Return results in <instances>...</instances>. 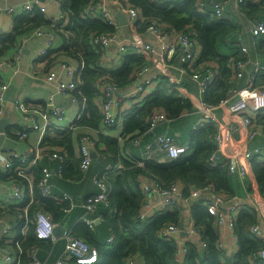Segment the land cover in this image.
<instances>
[{
	"label": "trees",
	"instance_id": "1",
	"mask_svg": "<svg viewBox=\"0 0 264 264\" xmlns=\"http://www.w3.org/2000/svg\"><path fill=\"white\" fill-rule=\"evenodd\" d=\"M125 1L139 6L146 16L159 18L167 29L185 31L198 41L202 47V53L197 59V65L206 66L210 61H216L219 65V73L206 90L205 99L217 103L227 95L232 82L231 65L246 60V54L242 52L237 43L240 30L236 23L228 18L219 19L202 13L198 5L200 0H169L164 3L153 0ZM88 2L89 0H62L61 7L68 16L69 23L57 24L54 27L58 29V34L63 39V52L77 59L80 66L78 70L80 82L72 91L80 106L77 118L70 128L53 133L51 131L54 129H50L41 143L42 146L64 149L62 151L65 153L66 160L60 162V165L62 176L66 179L78 177L82 171L81 158L75 156V137L80 140L84 134L75 135L76 128L83 126L101 130L104 126L103 115L95 103V98L99 94L98 83L108 79L116 83L118 87H124L132 80L134 72L149 64L144 54L130 50L126 60L117 68H101L97 65L99 53L93 49L90 36L95 31L113 32L115 27L100 19L82 17L81 11ZM241 11L252 19L264 20V0L259 3H250L246 0L242 3ZM14 23L11 32L0 36V59L8 51L19 47L20 37L42 26L51 27L52 20L48 19L39 9H34L32 12L16 15ZM139 30L143 31L144 27ZM257 50L264 53V34L257 42ZM255 77V86H264V72L261 70ZM156 109L164 110L171 120H175L183 116L185 112L195 110V107L190 98L168 87L167 78L162 79L147 97L145 103L134 107L125 116L128 118L124 124V132L119 139L102 132L99 133V139L95 145L98 146L100 142L104 143L106 151L112 155L113 165L119 162L122 164L119 173L114 171L106 178L110 186L106 204H98L105 205L101 216L109 228V233L105 242H102L92 226L86 223L76 226L73 230L74 235L84 238L96 249L97 259L94 262L79 263L75 258H70L69 264H127L137 254L144 257L146 264H264V259L252 258L258 250L264 247V241L251 231L253 226L258 225L260 219V213L253 206L246 203L235 217L234 231L240 248L230 257L218 248L220 233L216 228L217 215L209 210L203 198L197 201L190 198L192 187L203 188L207 185L212 186L213 192L225 195L228 199H232L235 195L233 174L229 173L227 165L219 167L208 165V159L216 149L214 143V135L217 133L216 126L204 125L193 130L189 138L188 152L184 156L170 159L165 163L142 158L131 161L123 155L122 151L125 150L126 145L147 131L148 117ZM255 123L264 127V109L260 110L256 116ZM140 162L143 163L140 164ZM12 163L10 175L0 174V178H12L28 187V181L19 176L15 170L19 161L13 159ZM251 166L258 183L259 193L264 195V154L254 156ZM28 174L31 177L34 200L28 207L30 224L27 227V233L25 236L19 235L15 238L19 240V248L15 241L2 242L6 248L15 250L19 264L31 263L32 249L36 248L38 255V248H47L52 245L51 240L40 239L37 236L35 225L32 222L35 212L37 210L47 212L55 222L69 206L67 202L59 198L45 197L40 193L38 183L43 176L41 162L34 165ZM139 177L153 179L162 188H169L177 182L184 185L182 198L188 199V203H191L194 225L200 229L201 239L206 242L205 246L201 247L198 243L188 244V252L184 260L177 258L176 245L162 238L160 230L168 224H178L183 227L180 219L184 204L179 201L180 204L176 207L159 210L148 218H140L145 194L140 187ZM249 190H252V186H249ZM29 199L28 193L21 202L9 206L21 215L20 220L25 218V207ZM84 209L86 216L93 219L90 214L93 212L88 213L85 207ZM111 236L113 240L108 243L107 240Z\"/></svg>",
	"mask_w": 264,
	"mask_h": 264
},
{
	"label": "built area",
	"instance_id": "2",
	"mask_svg": "<svg viewBox=\"0 0 264 264\" xmlns=\"http://www.w3.org/2000/svg\"><path fill=\"white\" fill-rule=\"evenodd\" d=\"M58 3L61 6L62 0H49ZM160 3L167 2L169 0H153ZM246 0H237L236 6L241 9L242 3ZM258 1V0H252ZM200 11L204 14L215 15L218 18L225 16V3L221 0H200L198 2ZM46 5L42 0H26L22 2L18 7L9 6L6 8V12L10 15H17L26 12H32L34 9H39L41 12H46ZM115 10H119L127 15L130 23H127L129 28L134 30L132 38L122 37V28L119 26L118 20L114 15ZM1 13V9H0ZM84 18L100 19L107 24L115 27L113 32L95 31L90 36V43L95 51L99 53V60L97 65L101 68H117L123 64L128 55L129 48H133L136 53L144 54L147 58H152L160 64L169 65L176 56H179V60L182 62L180 67V76L173 73L167 74V84L171 89H176L182 92V77H188L193 82L198 84L199 90L202 94L206 92L208 87L214 82L217 74V66L207 63L206 66L197 65V59L199 57L198 42L185 31H175L167 29L162 24L159 18L155 16H146L143 14L142 9L139 6H134L127 3L125 0H89L88 4L81 11ZM52 25L49 31L48 45L40 51L41 57H46L49 54V49L53 47L54 42L58 38V29L54 28L55 25H60L65 21H68L66 13H61L55 18H52ZM144 27V31L148 33L156 42L160 45V50L154 47L150 42L143 40L137 33H140L139 28ZM62 30V28H60ZM252 33L254 36H260L264 34V20H256L253 22ZM35 35L44 36L46 33L37 28ZM137 34V35H135ZM238 44L244 53H248V48L242 42V37H239ZM245 61H238L232 65L235 76H240V70L245 64ZM8 65L6 59H0V70L4 69ZM18 68L15 69L17 72ZM258 70V69H257ZM151 66L145 65L135 72L136 87L129 92H121L116 83L111 80L105 79L98 83L99 90L101 92V100L98 102L100 112L103 115L104 127L111 128L117 125L119 117L126 112H130L134 107L143 105L153 91L154 78L151 73ZM79 73L76 68L68 61H62L58 66L50 70L44 75L45 80L52 84L56 93L61 96L70 99L71 102L76 103L77 98L72 94V91L79 85ZM149 75V76H147ZM158 81V80H157ZM254 77L250 87L241 90L231 89L227 95L221 98L217 103L209 102L202 99L199 104L195 105V110L199 111L200 118L196 127L204 125H211L217 127V133L214 135V143L216 145L215 151L208 159V165L210 167H219L227 165L230 174H240L245 177L250 171L251 160L256 155L264 154V146H256L252 149H246L241 152L231 149L229 147L230 132H241L243 127L247 128L248 139H254L257 136L264 137V127L258 123H255L256 116L260 110L264 109V91L258 90L253 86ZM9 88V83L0 80V118L5 114L6 99L5 95ZM180 92V93H181ZM236 96V97H235ZM233 97H235L233 99ZM46 108L49 110L51 116L57 124H61L67 114V109L64 103L58 102L55 99V95L52 94L48 99ZM16 106L23 111V126L20 130L16 131L18 136L25 137L27 132L38 131L42 136L48 129L57 128L56 126H50L52 123L46 121L45 124H41L39 121V113L41 105L29 103H20L16 101ZM219 107H225L232 115L240 117L241 124L220 122L217 114ZM171 120L166 112L161 109L154 110L148 117L149 127L146 132L140 134L134 139L133 144L139 145L148 133H155L158 126L162 123ZM196 128V129H197ZM94 141L84 134L80 138V150H81V170L86 171L92 163V147ZM189 150V144L179 143L177 136L172 134H154L152 141L145 145L143 152V160H152L157 162H167L170 159H176L184 156ZM47 156L51 159H58L60 162L64 160V155L59 152H51L49 149L42 147L29 148L25 152H12L8 154L0 148V166L6 169H11L13 166V159L19 161V165L16 167L17 174L23 178L29 180L28 170L32 166L36 165L39 160ZM143 162H140L142 164ZM112 168L121 169L122 165L107 166L106 170L102 173H98L94 176V183L96 184L97 193L89 196L84 203V207L87 212H93L99 203L107 202L109 184L107 182V173ZM58 174L62 175V166H59ZM51 170L48 167H43V176L38 183V189L40 193L49 197L52 196L51 185ZM30 181V180H29ZM140 187L142 188L145 199L144 204L140 211V218H148L159 210L166 208H173L180 204L179 199L182 197L184 185L177 182L172 184L169 188H162L158 182L146 177H139ZM14 189L11 195L12 202H19L23 198L22 185L16 181L13 182ZM32 192V189H31ZM150 196L157 197V199H150ZM64 197L70 198L67 194ZM191 199L203 198L208 202V208L210 211L217 215V225L219 226L220 238L218 240V248L227 252V249L223 240V226H227L231 230H234V220L236 215L242 206L246 204L243 199H228L225 195L216 194L212 191V186L207 185L203 188H191ZM216 198V200H212ZM188 200V199H187ZM33 203V198L25 207V224L22 226V235L25 234L27 224L29 222L28 207ZM229 204L228 208L224 210L223 205ZM222 208V209H221ZM91 214V213H90ZM84 222L89 226H93L94 219L85 217ZM35 225V232L40 239L51 240L55 242L57 237L54 234L56 223L52 220L49 213L42 210L35 212L34 219L32 221ZM12 224H6L3 230L4 241L9 240ZM251 231L260 240L264 241V233L260 229L259 225H255L251 228ZM186 233L190 236L189 240H184L181 237V233ZM67 244L54 264H69L70 258H75L79 263L94 262L97 259V252L88 241L84 238L67 234ZM160 236L169 241H172L177 247V258L184 260L188 252V244L198 243L201 247L206 245L201 239L200 229L193 225L188 232L178 224H168L160 230ZM110 242L113 240V236L108 239ZM17 248H19V240H14ZM2 242H0V248L6 252V264H19V260L16 261L14 255H12L8 248H6ZM32 259L30 264H43L37 255V249H32L30 252ZM260 257L264 259V247L258 250L252 258ZM127 264H133L132 259Z\"/></svg>",
	"mask_w": 264,
	"mask_h": 264
},
{
	"label": "crops",
	"instance_id": "3",
	"mask_svg": "<svg viewBox=\"0 0 264 264\" xmlns=\"http://www.w3.org/2000/svg\"><path fill=\"white\" fill-rule=\"evenodd\" d=\"M26 0H0V36L3 34H7L12 31L15 25V16L10 15L6 12V8L9 6H19L22 2ZM46 5V12L44 13L48 19L55 18L61 13H64L62 7L55 2L49 0H42ZM225 3V16L223 18H228L232 20L239 28V36L237 38V43L239 37H242V42L248 48V53L246 54V63L240 70V76L234 75V70L232 68L233 63L231 65L232 68V76H231V86L229 90H241L244 88H248L251 85L252 78H256L255 75L258 74L261 70L264 72V53L258 52L257 50V42L260 36H254L251 29L253 22L259 19H252L244 12L241 11L240 8H237L236 1L237 0H221ZM250 3H259L261 0L252 1L248 0ZM119 10H115L114 15ZM120 12V11H119ZM122 13V12H121ZM125 14V13H124ZM17 15H20L17 14ZM126 15V14H125ZM213 17L218 18L214 14ZM68 18V16L66 15ZM116 17V16H115ZM127 17V15H126ZM222 19V18H219ZM69 20V19H68ZM118 20V19H117ZM69 23V21L64 20V24ZM119 23V22H118ZM127 23L130 21L127 18ZM120 26V25H119ZM122 28V37L132 38L135 33L133 29L129 28L128 24L125 26H120ZM43 30L46 35L38 36L35 35V30H31L29 33H26L24 36L20 37V45L18 48L14 50H10L5 53L1 59H6L8 65L4 67V69L0 70V80L9 83V88L6 92L5 99V114L2 118L7 119V123L1 125L0 129V148L7 152L8 154L12 152H20L23 153L29 148L34 147H42L44 149H51L53 151L59 152L63 154L64 150L62 147H54V146H45L41 145L42 141L48 135L47 132L42 136L38 131H28L27 136L21 137L18 136L16 131L20 130L23 126V111L16 106V101L22 102L25 104L33 103L37 105H41L40 113H39V121L41 124H45L46 121L52 123L50 126H56L57 128H53L54 131H61L67 128H70L74 120L77 118L79 114L80 106L78 101L73 103L70 99L61 96L59 93H56L55 88L52 84L48 83L44 75L50 70L55 69L58 64L62 61L70 62L77 70L80 69L79 62L77 59L69 57L66 55L62 48L63 39L60 35L54 42L53 47L49 49V54L46 57H41L40 51L47 47L49 31L51 29L50 26H42L39 27ZM143 40L146 42H150L154 47L160 50V45L154 40L148 33L144 30L137 33ZM135 34V35H137ZM198 42V41H197ZM89 45V43H88ZM200 45V44H199ZM239 45V44H238ZM240 47V46H239ZM133 50V48H129V51ZM128 51V52H129ZM202 47L199 46L198 54L201 56ZM148 65L151 66V75L156 78L154 81L153 91L157 87L158 83L162 79H166V75L168 73H173L174 75L180 76V67L183 65L179 60V56H176L174 60L169 65L160 64L154 59L147 58ZM214 66H217L219 73V65L216 61H210ZM18 68L17 72L15 69ZM199 68H202L199 66ZM258 69V70H257ZM79 73V72H78ZM167 73V74H165ZM218 75V74H217ZM149 76V75H147ZM135 72L133 74L132 80L124 87H119L121 92H129L132 91L136 87L137 80L135 79ZM182 92L180 93L184 97H188L192 100L193 104H199L202 99H205V93L202 94L199 90L198 84L193 82L188 77H182ZM158 80V81H157ZM253 86L261 91H264V86ZM99 90V87H98ZM228 90V92H229ZM152 91V92H153ZM151 92V93H152ZM227 92V93H228ZM54 94L55 99L58 102L64 103L67 109V114L64 121L61 124H57L53 117L51 116L49 110L43 104L47 103L50 96ZM101 92L99 90V94L95 98V103L98 106V102H100ZM236 97V96H235ZM233 97V99L235 98ZM100 98V100H99ZM206 100V99H205ZM208 101V100H207ZM194 105V107H195ZM99 108V106H98ZM197 108V107H196ZM195 108V109H196ZM100 110V109H99ZM128 112L123 113L118 120L117 125L111 128H106L104 126L101 127V130L90 129L86 127H77L74 131V134H87L94 144L98 142L99 133L114 137L120 138L124 132V124L128 117H125ZM217 114L219 116L220 122L226 123L229 125L230 123L241 124L240 117L236 115L230 114V112L225 107H219L217 109ZM76 117V118H75ZM75 118V119H74ZM200 118V113L197 109L191 112H185L183 116L179 119L169 120L165 123H162L156 129L157 134H172L176 135L179 143L181 144H189L190 134L197 127V123ZM74 119V120H73ZM155 133H149L143 137L141 143L139 145H134L133 142L129 145H126L125 150L122 151L123 155L126 156L127 159L134 161L137 158H143V152L145 149V145L153 140ZM122 143V142H121ZM256 146H264V137L257 136L254 139H248L247 137V128L243 127L241 132H230L229 138V147L238 151H245L246 149H252ZM92 152L94 153V157H92V163L90 167L86 171H80L78 177L66 179L62 175L58 174V169L60 166V161L58 159H51L47 156H43L39 162L43 165V167H48L51 174V185H52V196L51 198H59L62 201L68 203V207L64 209V211L60 215V219L55 221L57 226H64L66 231L63 232L62 236H56L57 240L52 242L50 247H41L38 248V258L43 264H54L56 260L63 253L66 244H67V234L74 235L73 230L76 226L80 225L84 222V218L87 217L85 209H84V201L87 200L89 196L97 193L98 188L94 183V176L98 173H102L106 170V167L122 165L121 162L113 165L112 163V155L106 151L104 143L100 142L98 146L94 145L92 147ZM64 160L65 158V153ZM75 156L81 158V150H80V140L75 137ZM63 160V162H64ZM38 162V163H39ZM37 163V164H38ZM33 167V166H32ZM31 167V168H32ZM31 168H29L28 172H30ZM116 171L120 172L118 168H112L107 173L109 176L111 173ZM12 169H6L3 166H0V174L10 175ZM233 183L235 188V195L231 202H234L235 199H243L245 202L251 206H253L260 214V219L258 225L260 229L264 233V195L259 193L258 183L256 181L255 173L253 168H250L247 175L242 177L240 174H233ZM26 179V178H25ZM27 180V179H26ZM30 180V181H29ZM28 187L22 185L23 198L19 201L21 202L26 194L29 193L30 199L33 198V189L31 177L29 176ZM14 180L12 178H0V242L4 240V227L6 224H12L13 227L10 232L9 240L14 241L19 235L22 236V226L25 224L26 219L20 220L21 215L17 213V211L12 210L9 206L16 205V202L11 201V195L13 193ZM249 186H252V190H249ZM32 189V192H31ZM110 193V186L109 191ZM67 194L70 198L64 197ZM150 199H157V197L150 196ZM181 202L184 204V211L182 214V218L180 219V223L183 225V228L188 232V230L194 225V219L191 215V203H188L186 198L180 197ZM209 199V198H207ZM205 200V203L208 204L209 201ZM34 200V198H33ZM193 200V199H191ZM198 199H194L193 201H197ZM17 202V203H19ZM229 204L223 205L224 210L227 209ZM105 209V205H97L94 209L91 216L94 219L93 229L98 237V239L102 242H105L109 228L106 222L102 219V212ZM222 209V208H221ZM20 220V221H19ZM96 220H98L96 222ZM22 223V225H20ZM32 223V222H31ZM30 224V221L27 224ZM27 227L25 234L27 233ZM217 231H220L219 226H216ZM25 234L23 236H25ZM55 234V233H54ZM253 234V233H252ZM181 237L184 240H189L190 236L186 233H181ZM223 240L225 247L227 249L226 254L228 256H233L239 251V240L234 230H231L227 226H223ZM109 243L110 241L107 240ZM12 255L15 256L16 261L19 260L18 255H15V250L13 248L7 249ZM133 264H146L144 257L140 254L132 257ZM0 264H6V252L0 248Z\"/></svg>",
	"mask_w": 264,
	"mask_h": 264
},
{
	"label": "water",
	"instance_id": "4",
	"mask_svg": "<svg viewBox=\"0 0 264 264\" xmlns=\"http://www.w3.org/2000/svg\"><path fill=\"white\" fill-rule=\"evenodd\" d=\"M115 16L118 19V22H119L120 26H125L127 24V17H126V15L124 13H121V12L118 11V12H116ZM7 121L8 120L5 119V118L0 119V129H1V125L6 124ZM91 155H92V157H94V153L93 152H92ZM212 200H216V198H213ZM97 221L98 220H96V222ZM64 231H66L64 226H57L54 229V233H55L56 236H62Z\"/></svg>",
	"mask_w": 264,
	"mask_h": 264
},
{
	"label": "rangeland",
	"instance_id": "5",
	"mask_svg": "<svg viewBox=\"0 0 264 264\" xmlns=\"http://www.w3.org/2000/svg\"><path fill=\"white\" fill-rule=\"evenodd\" d=\"M75 118H76V117H75ZM75 118H74V119H75ZM74 119H73V120H74Z\"/></svg>",
	"mask_w": 264,
	"mask_h": 264
}]
</instances>
